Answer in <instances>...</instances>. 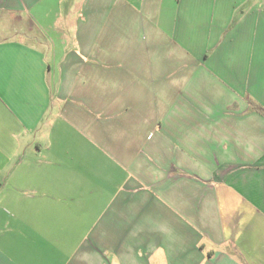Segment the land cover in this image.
<instances>
[{"label":"crops","instance_id":"1","mask_svg":"<svg viewBox=\"0 0 264 264\" xmlns=\"http://www.w3.org/2000/svg\"><path fill=\"white\" fill-rule=\"evenodd\" d=\"M251 106L264 0H0V264H264Z\"/></svg>","mask_w":264,"mask_h":264},{"label":"rangeland","instance_id":"2","mask_svg":"<svg viewBox=\"0 0 264 264\" xmlns=\"http://www.w3.org/2000/svg\"><path fill=\"white\" fill-rule=\"evenodd\" d=\"M207 88H209V92H210L209 95L205 92V84L200 85V88L196 94V99H195L196 101L194 103L195 105L191 107V110L190 108H186V106L183 107V111H182L183 114H182V120H181L182 126H186V125L194 126L196 123H198L197 122L198 111L200 110L205 111L208 108L207 103L210 102L215 97L216 94H214L211 91L213 89L212 86H208ZM250 101L253 103V100L250 99ZM197 129L198 131H202L201 127Z\"/></svg>","mask_w":264,"mask_h":264},{"label":"trees","instance_id":"3","mask_svg":"<svg viewBox=\"0 0 264 264\" xmlns=\"http://www.w3.org/2000/svg\"><path fill=\"white\" fill-rule=\"evenodd\" d=\"M251 110L257 112L258 114L264 117V109L260 106H251Z\"/></svg>","mask_w":264,"mask_h":264}]
</instances>
